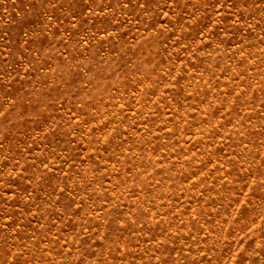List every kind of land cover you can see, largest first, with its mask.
I'll return each mask as SVG.
<instances>
[{"label":"rangeland","instance_id":"1","mask_svg":"<svg viewBox=\"0 0 264 264\" xmlns=\"http://www.w3.org/2000/svg\"><path fill=\"white\" fill-rule=\"evenodd\" d=\"M0 264H264V0H0Z\"/></svg>","mask_w":264,"mask_h":264}]
</instances>
